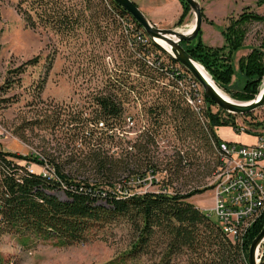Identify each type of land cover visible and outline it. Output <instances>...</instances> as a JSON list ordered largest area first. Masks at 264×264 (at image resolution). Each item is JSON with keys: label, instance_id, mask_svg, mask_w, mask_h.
Here are the masks:
<instances>
[{"label": "trees", "instance_id": "16d2710c", "mask_svg": "<svg viewBox=\"0 0 264 264\" xmlns=\"http://www.w3.org/2000/svg\"><path fill=\"white\" fill-rule=\"evenodd\" d=\"M17 1L20 8H26L30 27L39 25L61 38H73L87 26L99 24L98 21L113 24L116 31L131 40L128 43L131 55L125 71L110 79L106 87L95 95L91 105L85 109L70 110L63 122L61 118L64 113L56 110L52 116L31 123L34 126L47 123V128L52 129L65 126L87 150L86 154L82 153V165L93 166L105 182L96 186L76 182L54 159H48L53 171L51 175L30 172V163L42 165L40 158L43 161L46 159L41 155L18 157L0 150V237L6 234L17 236L23 243L33 239L56 240L62 246H68L85 243L89 241L92 230L123 220L133 230L134 239L122 259L109 264H123L136 259L147 253L154 241L164 248L160 264H170V259L178 255L190 257L186 264H248L249 248L263 229L264 217L250 230L244 243H234L223 234L218 223L212 221L209 213L190 201L209 188L194 189L184 194L147 192L133 196L119 194L113 182L127 173L137 175L135 171L131 172L133 155L129 158L134 150L139 154L136 161L138 170L143 169L146 174L132 179L158 174L160 163L150 158L151 144L156 142L159 132L168 128L175 131L177 140L187 150L184 155L182 151H177L175 159L166 163L169 180L178 178L181 169L186 167L185 157L195 160L197 153L203 150L214 157L216 170L218 148L224 143L218 129L232 126L241 133V127L236 123L237 115L225 111L213 113L210 108L215 103L206 96L205 112L201 108L200 112L192 108L188 93L178 86L184 79L171 65L179 62L149 39L144 29L114 0H78L75 3L74 0ZM179 1L182 14L176 24L178 27L185 23L191 11L184 0ZM251 21L264 22V17L245 12L238 19H231L223 31L226 45L221 48L206 46L201 35L195 44L182 43L194 59L206 68L216 84L240 101L255 99L264 78V51L255 49L240 61V70L247 78L242 90L235 94L230 91L235 74L231 57L243 47L246 25ZM136 34L143 37L144 45L136 41ZM158 52L166 55L170 64L163 62ZM39 61L40 56H37L10 71L11 77L19 78L11 80L8 77L4 91L8 92L15 84L20 85V76L30 66L38 65ZM132 73H135L134 78L130 77ZM43 88L44 83H40L38 95ZM149 90H156L157 98L167 95L148 108L151 125H146L147 132L141 135L144 136V143H134L130 150L127 149L125 157L110 155L103 146L116 138L122 141L117 133L124 132V137H127V126L136 121V117L125 115L129 96L139 100ZM0 103L10 101L4 99ZM257 126L261 127V124ZM13 159L26 161V166L19 165ZM102 185L111 189L100 188ZM53 190H61L67 199L64 201L51 195L49 191ZM100 199H105L108 205L97 204ZM260 264H264V256Z\"/></svg>", "mask_w": 264, "mask_h": 264}, {"label": "rangeland", "instance_id": "374dc122", "mask_svg": "<svg viewBox=\"0 0 264 264\" xmlns=\"http://www.w3.org/2000/svg\"><path fill=\"white\" fill-rule=\"evenodd\" d=\"M76 1L78 2L74 0L73 3ZM132 1L135 3L134 0ZM197 1L201 4L204 17V24L199 35L204 44L211 48H221L226 45L223 31L228 27L231 19H238L245 12L264 17V0ZM135 4L140 6L138 3ZM181 14L182 5L179 0H169L161 8L158 17L154 14L152 17L155 18L152 19L157 22L151 20V17L145 13L152 24L161 29L180 31L192 28L196 20L194 12L191 10L185 23L178 27L176 24ZM28 16L26 8H20L17 0H0V101L4 99L10 101V103H0V131H2L0 150L18 157L41 155L48 165H51L48 159H54L76 182L88 183L91 186L100 185L105 182L101 174L93 166L82 165L81 161L87 150L80 139L72 136V133L62 125L52 129L47 128V123L42 126H34L31 123L43 117L52 116L56 110L64 113L61 118L63 122L67 119V113L70 110L85 109L91 105L95 95L106 87L108 81L125 71L130 61L131 46L128 43L131 40H127L121 32L116 31L113 24L101 21H98L97 25L94 23L82 29L73 38H61L39 25L35 28L30 27L27 24ZM245 31L243 47L234 52L231 57V65L235 73L230 84L232 94L240 92L247 79L244 72L240 70V61L247 58L255 49L264 51L262 48L264 22L251 21L246 25ZM199 35L193 41L186 43L195 44ZM157 55L162 57L163 62L170 64L166 55L161 52ZM37 56H40L39 64L30 66L20 76L21 84H15L8 92L4 91L8 77L11 80L19 78L11 77L10 71ZM171 65L184 79L182 84L178 85L180 90L188 93V99L192 94H197L199 99H203V102H200V108L205 112L207 105L204 101L203 87L180 63ZM48 67H51L49 72ZM131 71L134 72V70ZM207 74L211 76L209 72ZM130 77L134 78L135 73H132ZM212 79L215 86L228 98L238 102H249L234 99L225 89L216 84L213 77ZM40 83H44V88L38 95ZM263 85L264 78L259 91ZM157 93L156 90H149L139 100L129 96V103L125 104V115L136 117V121L133 120V123L127 126V137H124L126 136L124 132L117 133L122 141L119 142L116 138L114 142L103 146L104 150L120 158L122 155V157L126 156L127 149L130 150L134 143H144V136L141 135L147 132L146 125H151L148 108L167 95L157 98ZM210 109L213 113L223 111L216 105L211 106ZM247 114L236 116V123L246 132L238 133L232 126L222 127L224 131L221 135L219 134V137L223 142L234 140L237 144L253 145L259 135H264V106ZM258 123L261 127L257 126ZM155 140L156 142L151 144L150 158L160 163L161 170L155 175L154 184L148 187L147 179L151 174L144 179H132L146 174L145 170H138L139 165L137 166L136 161L139 154L137 150H134L129 158L133 155L134 163L131 172L135 171L137 175L132 176L131 173H127L116 178L113 181L115 187L130 193H145V191L152 193L160 187H167L173 193L179 194L188 193L194 189L209 188L192 197L190 201L197 202V206L209 211L212 221L219 224L215 214L210 211L214 205L212 182L218 174V167L215 170L214 157L204 150L197 153L195 160L185 157L186 167L181 169L178 178L169 180L170 175L165 169L166 163L175 159L177 151H182L184 155L187 150L177 140L172 128L159 132ZM13 160L21 166H26L24 160ZM29 169L44 176L48 172L44 165L33 162L30 163ZM100 188L111 189L107 185H102ZM49 193L64 201L67 199L61 190H53ZM97 204L108 205L105 199H100ZM133 239V230L123 220L92 230L89 241L85 243L68 246H62L56 240L43 239H33L29 243H23L21 238L6 234L0 237V264H109L122 259V255L128 251ZM163 252V246L158 241H154L147 253L136 259L127 260L123 264H160ZM260 253L262 258L263 247ZM188 260H190L189 256L178 255L170 259V264H186Z\"/></svg>", "mask_w": 264, "mask_h": 264}, {"label": "built area", "instance_id": "2783aa9c", "mask_svg": "<svg viewBox=\"0 0 264 264\" xmlns=\"http://www.w3.org/2000/svg\"><path fill=\"white\" fill-rule=\"evenodd\" d=\"M136 35V41L144 45L141 36ZM189 96V104L200 112L203 99H199L197 94ZM240 132H244L243 128ZM224 145L231 148V156H224L223 152L217 154L218 174L212 182L214 205L210 211L215 214L224 235H228L234 243H244L250 230L264 217V135H259L253 145L228 142H224ZM40 161L48 171L45 176L51 175L53 171L47 161L41 158ZM154 179L153 175L147 179L148 187L154 184ZM117 192L133 196L144 194L130 193L125 189H117ZM153 193L174 194L167 187H160ZM204 211L210 213L206 209Z\"/></svg>", "mask_w": 264, "mask_h": 264}, {"label": "water", "instance_id": "95a60500", "mask_svg": "<svg viewBox=\"0 0 264 264\" xmlns=\"http://www.w3.org/2000/svg\"><path fill=\"white\" fill-rule=\"evenodd\" d=\"M114 1L134 18V20L144 29V31L152 41L158 44L156 40H161L170 46L171 52L167 51L158 44L169 55H171L173 59L179 62L201 84L204 89L205 96L212 100L220 109L231 114L243 115L253 112L264 106V85L255 99H253L252 101L238 102L236 100H231L224 96L216 88V86L205 77V75L199 70L197 66L201 64L198 63L182 45L183 42H189L196 39L200 31L202 30L204 17L201 4L197 0H184L190 6L191 10L196 16L194 28L189 33H181L176 29H161L156 27L132 0ZM210 78L212 79L211 76ZM263 244L264 226L262 231L253 240L249 248L248 264H260V250L263 247Z\"/></svg>", "mask_w": 264, "mask_h": 264}, {"label": "crops", "instance_id": "0c3cea01", "mask_svg": "<svg viewBox=\"0 0 264 264\" xmlns=\"http://www.w3.org/2000/svg\"><path fill=\"white\" fill-rule=\"evenodd\" d=\"M135 3L140 4V9L141 11L145 14L147 13V16L149 15L151 18V20H154L155 22H157L155 19V17H152L154 14H157L156 17H158L159 13L161 12V8L167 3L169 2V0H134ZM146 16V17H147ZM162 16V15H161ZM148 18V17H147ZM224 130L222 128H220L219 134L221 135V132H223ZM223 138V137H222ZM228 142H233L234 140H227ZM243 144V143H242ZM247 144V143H246ZM193 204H195L197 206V202L192 201ZM198 208H200L201 210H205L203 207L201 206H197Z\"/></svg>", "mask_w": 264, "mask_h": 264}, {"label": "bare ground", "instance_id": "6f19581e", "mask_svg": "<svg viewBox=\"0 0 264 264\" xmlns=\"http://www.w3.org/2000/svg\"><path fill=\"white\" fill-rule=\"evenodd\" d=\"M194 28V25L192 26V28L190 29H186V30H180L179 32L181 33H189L190 31H192V29ZM148 37V36H147ZM143 39V37H141ZM149 38V37H148ZM156 42L161 45L164 49H166L167 51L171 52L170 46L167 45L165 42L161 41V40H156ZM199 70L205 75V77L214 84V82L212 81V79L210 78V76L207 74V72L203 69V67L201 65H197ZM194 78V77H193ZM195 79V78H194ZM196 80V79H195ZM197 81V80H196ZM198 82V81H197ZM199 83V82H198ZM200 84V83H199ZM201 85V84H200ZM215 85V84H214ZM217 88V87H216ZM218 89V88H217ZM219 90V89H218ZM220 91V90H219ZM224 96H226L222 91H220ZM227 97V96H226ZM228 98V97H227ZM231 99V98H229ZM233 100V99H231ZM219 150V154H221V152H223L224 156H231V148L227 147V145H224V143H222L220 145V147L218 148ZM228 238L229 236L226 235ZM230 239V238H229ZM237 242V241H236ZM239 242V241H238Z\"/></svg>", "mask_w": 264, "mask_h": 264}]
</instances>
